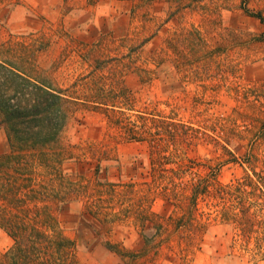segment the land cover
Returning a JSON list of instances; mask_svg holds the SVG:
<instances>
[{
  "label": "rangeland",
  "instance_id": "rangeland-1",
  "mask_svg": "<svg viewBox=\"0 0 264 264\" xmlns=\"http://www.w3.org/2000/svg\"><path fill=\"white\" fill-rule=\"evenodd\" d=\"M18 2L0 0V45L36 47L72 99L56 147L81 192L55 214L75 264H264V0H65L8 21Z\"/></svg>",
  "mask_w": 264,
  "mask_h": 264
},
{
  "label": "trees",
  "instance_id": "trees-1",
  "mask_svg": "<svg viewBox=\"0 0 264 264\" xmlns=\"http://www.w3.org/2000/svg\"><path fill=\"white\" fill-rule=\"evenodd\" d=\"M10 39L0 45V128L7 140L0 227L14 244L0 253V264H75L76 243L58 229L55 214L81 192L64 174L56 147L72 99L36 75V47Z\"/></svg>",
  "mask_w": 264,
  "mask_h": 264
},
{
  "label": "crops",
  "instance_id": "crops-1",
  "mask_svg": "<svg viewBox=\"0 0 264 264\" xmlns=\"http://www.w3.org/2000/svg\"><path fill=\"white\" fill-rule=\"evenodd\" d=\"M64 1L65 0H20L11 10L8 21L14 20L21 22L26 17H32L42 22L46 20L47 14L51 12H55L59 16L61 5ZM68 1L71 0H67V2ZM21 29L25 28L21 25ZM33 30L36 29L33 28Z\"/></svg>",
  "mask_w": 264,
  "mask_h": 264
}]
</instances>
